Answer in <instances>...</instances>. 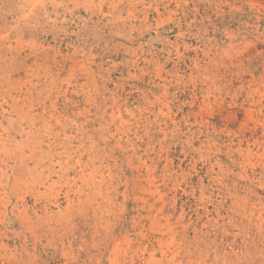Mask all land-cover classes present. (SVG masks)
<instances>
[{"label":"rangeland","instance_id":"1","mask_svg":"<svg viewBox=\"0 0 264 264\" xmlns=\"http://www.w3.org/2000/svg\"><path fill=\"white\" fill-rule=\"evenodd\" d=\"M263 87L264 0H0V264H264Z\"/></svg>","mask_w":264,"mask_h":264},{"label":"bare ground","instance_id":"2","mask_svg":"<svg viewBox=\"0 0 264 264\" xmlns=\"http://www.w3.org/2000/svg\"><path fill=\"white\" fill-rule=\"evenodd\" d=\"M261 13V12H260ZM259 14V13H258ZM257 14V15H258ZM257 18H259V17H257ZM263 59V58H262ZM262 63V62H261ZM229 65V64H228ZM263 67V66H262ZM205 72V71H204ZM260 86V85H259ZM263 90H264V87H263ZM254 92H256V91H254ZM247 96V95H246ZM257 96V95H256ZM261 97L263 98L264 97V93H262L261 94ZM250 98L252 99V100H255V97L253 96V95H251L250 96ZM259 99L260 101H262L263 99ZM195 101V100H194ZM251 101V100H250ZM257 102V101H256ZM258 103V102H257ZM249 111V110H248ZM254 112V111H253ZM251 113H249V115H250ZM252 116V115H251ZM225 119V118H224ZM263 132H264V128H263ZM254 135V134H253ZM263 136H264V134H263ZM11 140V139H10ZM243 140V139H242ZM223 143V142H222ZM233 144V143H232ZM2 146V145H1ZM236 150H237V152H239V153H241V154H243V155H245V158H251L252 156H253V150L252 149H250V147H249V145H246L245 147H241L240 145H238L237 147H236ZM1 151V150H0ZM82 155V154H81ZM51 158V157H50ZM205 159V158H204ZM21 160V159H20ZM31 160H34V159H31ZM257 160H259V161H263V163H261L262 164V167H263V169H264V156L263 155H261L260 154V157L259 158H257ZM23 161V160H22ZM42 161V160H41ZM40 161V162H41ZM28 162V161H27ZM43 162V161H42ZM51 162H52V160H51ZM53 162H55V161H53ZM36 163V162H35ZM27 164V163H26ZM49 164V163H48ZM55 164V163H54ZM61 164V163H60ZM168 164H169V162H168ZM22 165V164H21ZM37 165V164H36ZM170 165H171V163H170ZM211 165V164H210ZM219 165V164H218ZM23 166H24V164H23ZM26 166V165H25ZM31 166V165H30ZM53 168V167H52ZM46 169V168H45ZM29 170V169H28ZM42 171V170H41ZM49 171V170H48ZM37 172H39V171H37ZM150 172V171H149ZM170 172V171H169ZM237 173V172H236ZM38 175V174H37ZM40 175V174H39ZM44 175V174H43ZM237 175V174H236ZM240 177V176H239ZM20 178V177H19ZM153 178V177H152ZM26 180V179H25ZM147 180V179H146ZM153 180V179H152ZM151 180V181H152ZM164 180V179H163ZM27 182V181H26ZM51 182V181H50ZM135 182V181H134ZM173 183V182H172ZM174 183H176V182H174ZM251 183V182H250ZM47 184V183H46ZM54 184V183H53ZM168 184V183H167ZM51 185V184H50ZM55 185V184H54ZM127 185V184H126ZM261 185H263V184H261ZM173 186H174V184H173ZM149 187H150V185H149ZM264 187V186H263ZM150 188H152V187H150ZM169 188V187H168ZM175 188V187H174ZM148 189V188H147ZM18 190V189H17ZM161 190V189H160ZM147 192H150V190L149 191H147ZM146 192V193H147ZM156 193V192H155ZM154 193V194H155ZM72 195V194H71ZM93 195V194H92ZM79 196V195H78ZM147 196H149V195H147ZM153 196V195H152ZM158 196L162 199L163 198V194L162 193H158ZM114 198V197H113ZM261 198V197H260ZM259 198V199H260ZM89 199V198H88ZM224 199V198H223ZM85 200V199H84ZM143 200V199H142ZM160 200V199H159ZM158 200V198H156V201H159ZM75 201V200H74ZM149 201V200H148ZM161 201V200H160ZM263 201V200H262ZM175 202V201H174ZM155 203V202H154ZM162 203H163V201H162ZM166 203V202H165ZM167 203H171V202H167ZM90 205V204H89ZM152 205V204H151ZM261 205V204H260ZM262 207V206H261ZM162 208H164V206L162 207ZM260 208V207H259ZM161 209V208H160ZM162 210V209H161ZM264 210V209H263ZM97 213V212H96ZM161 213H163V212H161ZM252 214V213H251ZM248 215V214H247ZM260 216H262V214L260 213ZM51 217V216H50ZM28 218V217H27ZM167 218V217H166ZM180 218V217H179ZM163 219V218H162ZM181 219V218H180ZM262 220V219H261ZM260 220V221H261ZM28 221V220H27ZM259 221V222H260ZM263 223V222H262ZM259 224L260 223H257V224H255L257 227H260L259 226ZM246 228H249L248 226L246 227ZM64 229V228H63ZM169 230V229H168ZM247 230V229H246ZM172 231H173V229H172ZM172 231H170V232H172ZM184 232V231H183ZM197 233V232H196ZM184 234V233H183ZM222 237V236H221ZM264 238V237H263ZM209 247V246H208ZM203 250V249H202ZM219 255V254H218ZM264 255V254H263ZM205 263V262H204Z\"/></svg>","mask_w":264,"mask_h":264}]
</instances>
